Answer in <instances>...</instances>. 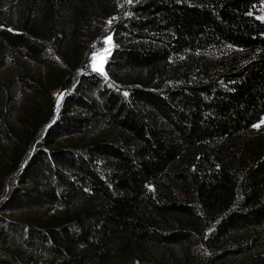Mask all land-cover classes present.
<instances>
[{"label": "trees", "instance_id": "trees-1", "mask_svg": "<svg viewBox=\"0 0 264 264\" xmlns=\"http://www.w3.org/2000/svg\"><path fill=\"white\" fill-rule=\"evenodd\" d=\"M261 1L0 0V52L64 93L0 158V264H264ZM105 32L111 85L89 67Z\"/></svg>", "mask_w": 264, "mask_h": 264}, {"label": "rangeland", "instance_id": "rangeland-1", "mask_svg": "<svg viewBox=\"0 0 264 264\" xmlns=\"http://www.w3.org/2000/svg\"><path fill=\"white\" fill-rule=\"evenodd\" d=\"M7 14L8 13H6V16H8ZM252 14L255 15L258 20L264 21V0L253 7ZM108 37H111L110 41H107ZM123 45L122 41H118V36L116 38L113 34L105 32L101 36L96 37L95 41L89 46L91 50H95L89 57L90 70L92 73L101 76L108 85H111V83L109 82V76L104 68L109 62V58L113 51ZM221 52L224 51H217L219 54H221ZM13 54L14 53L9 51L0 52V158L3 157L12 142L13 133L19 125L18 122L26 112H30L36 108L40 115L44 117L47 115L50 105H53L56 113L53 121L56 122L59 118H57V113L62 105L64 97V93L59 91H53L48 98H46L44 94H41L37 87L41 80H30L31 77L34 79L39 78V67L31 62L29 63V61L24 56L20 55V53L16 52V54H14L15 56ZM43 57L46 60L55 59V54L49 45H44ZM211 59L212 57H210V61ZM101 62L103 71L94 70L95 67L101 65ZM136 75V73L131 74L129 80ZM260 128L264 131V119L260 124ZM46 129L47 128H45L41 139H43ZM45 150V148L43 149V147H41V143L38 147L35 145L29 153L27 165L34 166L40 157L43 156ZM3 159L4 158L0 160V170L5 169L2 167L6 163ZM19 175H21V173L17 176H15V174L8 176L6 179V187L10 188L12 185L14 186ZM56 211L54 205H52L49 209H33L32 211H26L25 213H33L38 216L47 214L48 216H51ZM15 215L19 216L20 214L16 213Z\"/></svg>", "mask_w": 264, "mask_h": 264}, {"label": "snow or ice", "instance_id": "snow-or-ice-1", "mask_svg": "<svg viewBox=\"0 0 264 264\" xmlns=\"http://www.w3.org/2000/svg\"><path fill=\"white\" fill-rule=\"evenodd\" d=\"M110 40H111V37H108L107 38V41H110ZM94 59H95V57H94ZM94 70H96V71H103L102 62H101V65L99 67H95Z\"/></svg>", "mask_w": 264, "mask_h": 264}]
</instances>
